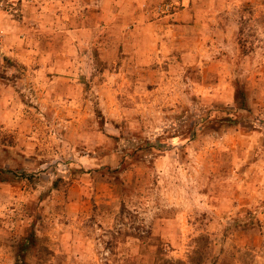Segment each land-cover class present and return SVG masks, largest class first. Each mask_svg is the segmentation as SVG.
Listing matches in <instances>:
<instances>
[{"label":"rangeland","instance_id":"obj_1","mask_svg":"<svg viewBox=\"0 0 264 264\" xmlns=\"http://www.w3.org/2000/svg\"><path fill=\"white\" fill-rule=\"evenodd\" d=\"M99 3L0 0V264H264V0L150 1L188 41L147 64L43 47Z\"/></svg>","mask_w":264,"mask_h":264},{"label":"crops","instance_id":"obj_2","mask_svg":"<svg viewBox=\"0 0 264 264\" xmlns=\"http://www.w3.org/2000/svg\"><path fill=\"white\" fill-rule=\"evenodd\" d=\"M114 1L115 0H101V5L99 3V5L90 7V10L97 14L95 17V24L92 26H86L83 24H80L79 26L76 24L75 26L70 25V27H60L58 29L51 27V30L48 31L50 34L48 33V36L43 37L42 39L44 44L43 47L48 46L50 53H55L54 50L56 47H58L59 51L61 49L59 56L64 61V64H66L68 60L67 48L76 46L70 37L72 31L75 33L91 35L90 37L92 41L89 39L90 44L98 50L97 53L93 55L94 60H98L103 56L100 49L101 46H104V50L107 54H110V57H116L117 53H120L119 55L123 57L122 53H129V55H131L129 60H132L136 66L138 64H147L148 62H151L152 53L154 52L155 55H153L159 57V55L162 56L166 52H169V50H176L181 54V52L184 51L183 49L187 48L184 44L187 43L188 37H177L175 34L176 32L169 29L167 27L168 25H165L161 20L149 18L148 12H146L143 7L152 0H124L127 9L129 10L126 14V18L129 17L127 20L133 21L129 26L125 22L127 20H123L124 17H121V19L119 18L120 20H123V24L115 23V21H119L116 16L118 17L117 13L120 8L117 7L118 5L116 4L112 11L109 9ZM99 15L106 18L107 22L104 25L99 26L97 23ZM182 16H184L182 12L177 13L175 19L178 20ZM179 28V30H181L182 26H179ZM100 32H107L108 34H111V36H105L103 34L102 36L106 39H101L102 36L98 35ZM84 42L89 43V41H86L85 39L82 43ZM96 46H99L100 49ZM129 49H131V52H129ZM126 56L127 55L125 54V58H127ZM186 56H188L187 52L182 54V58H185ZM121 59L122 58L119 60Z\"/></svg>","mask_w":264,"mask_h":264},{"label":"built area","instance_id":"obj_3","mask_svg":"<svg viewBox=\"0 0 264 264\" xmlns=\"http://www.w3.org/2000/svg\"><path fill=\"white\" fill-rule=\"evenodd\" d=\"M171 8H172V4L169 2H162L155 6L156 12L163 13V14L169 13Z\"/></svg>","mask_w":264,"mask_h":264},{"label":"trees","instance_id":"obj_4","mask_svg":"<svg viewBox=\"0 0 264 264\" xmlns=\"http://www.w3.org/2000/svg\"><path fill=\"white\" fill-rule=\"evenodd\" d=\"M96 56H97V54H96ZM161 264H177V263H174V262H166V261H164V262L161 263Z\"/></svg>","mask_w":264,"mask_h":264}]
</instances>
